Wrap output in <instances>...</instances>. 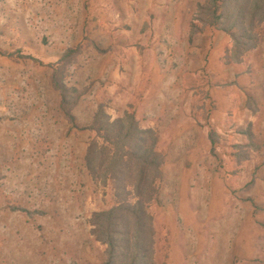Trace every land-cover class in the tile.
I'll use <instances>...</instances> for the list:
<instances>
[{"label": "rangeland", "instance_id": "rangeland-1", "mask_svg": "<svg viewBox=\"0 0 264 264\" xmlns=\"http://www.w3.org/2000/svg\"><path fill=\"white\" fill-rule=\"evenodd\" d=\"M203 2L0 0V264H102L90 221L117 200L84 161L99 105L156 133L155 264H264V22L234 61L230 35L192 31ZM76 47L78 128L51 82Z\"/></svg>", "mask_w": 264, "mask_h": 264}, {"label": "trees", "instance_id": "trees-1", "mask_svg": "<svg viewBox=\"0 0 264 264\" xmlns=\"http://www.w3.org/2000/svg\"><path fill=\"white\" fill-rule=\"evenodd\" d=\"M198 9L196 21L202 27L192 24V31L217 28L230 35V57L234 61L256 47L255 29L264 22V0H204ZM76 51L77 47L67 49L61 63L51 64V82L59 92L60 109L74 128H78V123L73 109L81 93L63 82L62 73ZM86 129L93 131L94 138L85 150V166L94 179L103 184L114 183L117 200L111 208L94 212L90 221L94 240L105 245L102 264H155L151 216L146 210V202L157 193L155 184L163 177L164 160L156 149L155 131L141 128L129 113L111 120L102 105L92 113ZM214 135L211 130V149L215 146ZM132 197L136 200L132 201Z\"/></svg>", "mask_w": 264, "mask_h": 264}]
</instances>
